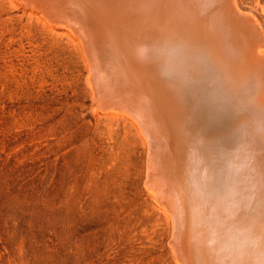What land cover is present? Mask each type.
<instances>
[{"label":"rangeland","instance_id":"rangeland-1","mask_svg":"<svg viewBox=\"0 0 264 264\" xmlns=\"http://www.w3.org/2000/svg\"><path fill=\"white\" fill-rule=\"evenodd\" d=\"M235 2L264 33V0ZM42 8L0 0V264H182L172 217L148 184L147 140L131 119L102 109L76 33L43 20ZM185 222L177 247L187 264H200L201 247L227 256L190 206ZM253 225L244 232L250 264H264V226Z\"/></svg>","mask_w":264,"mask_h":264},{"label":"bare ground","instance_id":"bare-ground-1","mask_svg":"<svg viewBox=\"0 0 264 264\" xmlns=\"http://www.w3.org/2000/svg\"><path fill=\"white\" fill-rule=\"evenodd\" d=\"M35 1L44 7L43 20L64 21L76 33L102 109L142 131L150 147L148 184L172 217L182 264L188 258L177 244L189 206L204 222V235L228 247L227 256L214 258L201 247L200 264L252 263L244 232L264 226V33L258 23L235 0ZM103 74L117 77L106 81ZM172 120L176 144L167 128Z\"/></svg>","mask_w":264,"mask_h":264}]
</instances>
